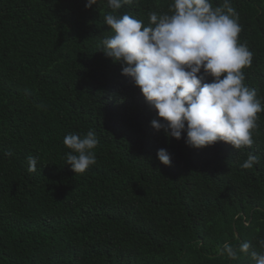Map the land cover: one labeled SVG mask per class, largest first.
I'll return each mask as SVG.
<instances>
[{
	"label": "trees",
	"instance_id": "1",
	"mask_svg": "<svg viewBox=\"0 0 264 264\" xmlns=\"http://www.w3.org/2000/svg\"><path fill=\"white\" fill-rule=\"evenodd\" d=\"M86 2L0 0V264H253L218 248L264 251V111L250 148L166 138L100 42L112 34L106 13L147 26L172 0H136L115 13L107 0ZM230 4L237 42L253 54L244 83L264 105V0ZM89 130L96 164L74 173L63 139ZM161 148L169 166L157 160ZM249 153L259 162L244 169ZM29 156L38 157L35 172Z\"/></svg>",
	"mask_w": 264,
	"mask_h": 264
},
{
	"label": "clouds",
	"instance_id": "2",
	"mask_svg": "<svg viewBox=\"0 0 264 264\" xmlns=\"http://www.w3.org/2000/svg\"><path fill=\"white\" fill-rule=\"evenodd\" d=\"M135 2L107 0L113 13ZM96 3L87 0L85 8ZM104 22L112 34L100 42L101 51L120 64L121 75L132 80L156 111L157 118L150 121L154 130L176 140L185 134V143L196 149L217 141L236 150L253 145L257 114L264 105L256 89L244 83L242 69L251 65L253 54L237 42L241 26L230 0L215 8L211 0H172L168 13H149L147 26L129 14L106 13ZM63 144L71 150L65 153V164L74 173L96 164L99 139L93 130L83 136L68 134ZM156 157L165 166L171 164V154L164 148ZM258 162L249 153L240 166L251 169ZM27 163L28 171L35 172L38 157H27ZM259 243L264 249V240ZM250 248L248 242L238 247L224 243L218 252L231 260L238 253L247 254L253 264H264V251Z\"/></svg>",
	"mask_w": 264,
	"mask_h": 264
}]
</instances>
